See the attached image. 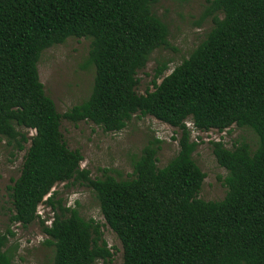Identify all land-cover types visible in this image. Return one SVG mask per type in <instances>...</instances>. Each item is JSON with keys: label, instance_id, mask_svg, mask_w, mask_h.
Segmentation results:
<instances>
[{"label": "trees", "instance_id": "16d2710c", "mask_svg": "<svg viewBox=\"0 0 264 264\" xmlns=\"http://www.w3.org/2000/svg\"><path fill=\"white\" fill-rule=\"evenodd\" d=\"M158 2L0 0V144L26 151L9 187L12 214L0 234V264H20L8 247L12 226L26 230L36 222L54 249L53 264L112 263L101 225L57 199L53 190L61 183L94 193L122 244L123 264H264V0H207L196 26L213 18L212 30L170 74L168 62L158 66L153 90L143 95L139 72L155 51L174 49L169 26L153 10ZM70 38L90 40L84 69L94 66L95 78L90 96L61 114L39 63L44 51ZM137 115L178 129L179 151L160 168L164 141L150 140L127 179L92 178L61 130L67 120L119 133ZM187 121L201 132L235 126L258 138L254 147L242 142L232 149L211 142L228 172L220 201L199 198L206 174ZM42 204L52 217L42 218Z\"/></svg>", "mask_w": 264, "mask_h": 264}, {"label": "rangeland", "instance_id": "374dc122", "mask_svg": "<svg viewBox=\"0 0 264 264\" xmlns=\"http://www.w3.org/2000/svg\"><path fill=\"white\" fill-rule=\"evenodd\" d=\"M207 5V0H190L186 3L179 0H159L154 6L155 14L170 28V43L174 49L162 48L153 53L147 67L138 74L140 94H146L147 89L153 90L151 82L158 66L168 62L169 70L166 75L170 74L206 38L214 27L213 18L206 20L201 28L196 23ZM218 17L223 18V15ZM89 51L90 40L70 38L64 44L49 48L42 54L39 63L40 79L47 95L53 99L61 114L84 102L92 93L95 67L84 69ZM187 125L192 129L193 140L200 144L194 158L206 174L199 198L220 201L228 191V172L217 163L211 142L221 141L232 149L235 144L242 142L254 147L258 138L251 130L235 126L225 132H201L194 129L191 121H187ZM61 130L68 147L82 152L84 161L81 167L90 170L94 179L105 175L118 179L129 178L134 171V159L154 138L164 141L159 152L160 168L166 166L179 151V130L151 116H135L119 133H105L91 122L73 124L67 120H63ZM28 132L30 136L35 134L32 130ZM29 146L27 144V149ZM25 155L26 151L16 152L6 142L0 144V234H4L10 226L12 205L9 187L20 176ZM53 191L57 193V199H63L68 207L78 208L86 220L93 219L101 225L103 238L114 254L111 264H123L122 244L106 224L94 193L86 187L69 183L58 184ZM39 212L43 219L52 217L46 204L39 207ZM11 229L15 232V237L10 238L8 247L14 254L16 263L53 264L54 249L47 245L48 237L38 222L26 230L19 225H13ZM96 264H104V261L100 260Z\"/></svg>", "mask_w": 264, "mask_h": 264}, {"label": "built area", "instance_id": "2783aa9c", "mask_svg": "<svg viewBox=\"0 0 264 264\" xmlns=\"http://www.w3.org/2000/svg\"><path fill=\"white\" fill-rule=\"evenodd\" d=\"M50 224V223H49Z\"/></svg>", "mask_w": 264, "mask_h": 264}]
</instances>
